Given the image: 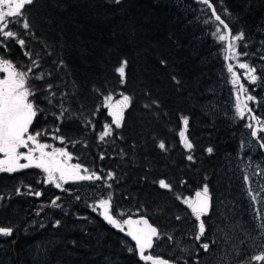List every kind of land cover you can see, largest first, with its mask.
Masks as SVG:
<instances>
[{"label":"trees","instance_id":"1","mask_svg":"<svg viewBox=\"0 0 264 264\" xmlns=\"http://www.w3.org/2000/svg\"><path fill=\"white\" fill-rule=\"evenodd\" d=\"M212 2L220 12L219 0ZM223 5L232 13L230 19L221 15L233 33L243 30L247 37V47L241 41L238 50L249 55L240 61L254 66L264 56L260 43L264 33L258 31L264 28V0H251L250 5L249 0H223ZM30 8L29 20L37 39L25 37L28 48L34 57L39 53L36 58L43 70L53 72L51 81L61 84L57 93L69 94L65 107L76 114L61 125L51 114H58L60 108L38 96L46 112L34 120L33 128L53 130L60 126L59 135L79 141L74 147L61 144L73 160L79 157L81 164L102 175L115 173L114 180L98 181L103 197L111 193L116 211L143 215L161 232L173 236V241L166 236L158 241L153 249L156 255L176 264H196L197 259L201 264H212L215 255L210 257L200 250L197 256L199 246L191 237L194 217L190 209L172 192L153 183L172 181L183 197H193L207 183L214 214L205 217L206 221L223 223L219 217L223 212L233 222L251 226L239 177V169L246 168L241 159L245 120L234 118L236 96L226 74L225 54L222 57L219 44L209 35L215 25L203 23L210 11L196 0H122L119 5L112 0H36ZM16 28L23 31L18 25ZM9 48L13 60L25 66L30 63L19 45L10 42ZM61 58L67 68L57 72L51 61ZM122 59L129 61L124 85L114 71ZM161 59L167 64L161 65ZM73 81L79 88L75 96L71 95L76 91ZM93 86L100 92H94ZM108 93L115 99L123 93L134 100L125 111L124 126L101 142L98 135L112 118L106 108L95 115L93 112ZM149 98L159 107L145 109ZM260 101H264L262 96H258L255 114L264 118V103ZM182 115L189 118L186 134L194 144V163L186 159L188 151L178 135L183 128ZM88 120L94 128L87 125ZM161 140L168 151L159 149ZM208 147L214 149L211 155L206 152ZM29 185L16 175H0V226L15 229L10 237L0 236V264H140L134 251H128L132 246L121 232L91 211V195L77 194V200L64 192L70 208H48L42 204L57 191L50 185L40 199L17 192ZM176 215L184 219L177 221ZM214 231V227L208 229L209 238ZM237 236L244 239L242 232Z\"/></svg>","mask_w":264,"mask_h":264},{"label":"snow or ice","instance_id":"2","mask_svg":"<svg viewBox=\"0 0 264 264\" xmlns=\"http://www.w3.org/2000/svg\"><path fill=\"white\" fill-rule=\"evenodd\" d=\"M112 2L119 5L122 0H112ZM196 2L205 5L210 11V15L203 23L205 25H215L209 35L221 45L225 60H238L242 56L247 57L248 52L238 50L241 41L245 42L243 47H247L246 34L243 30L233 33L227 20L222 18L221 13L229 19L232 17L229 9L223 5V0H219L220 12L217 11V7L212 0H196ZM35 3L36 0H0V49L3 50L0 51V74H3L0 76V156H2L0 158V173L11 174L29 168L39 169L45 174L44 183L52 184L63 191H70L63 187L64 184L70 181H90L93 183L104 181L107 183V181L115 179V173L109 171L106 175H102L96 170L81 164L79 157L75 158L77 162L72 163L74 157L66 146L55 147L52 144L42 142V137L50 135L52 139L59 140L62 145L71 143L74 147L76 143H79V141H71L67 137L59 135L60 126L53 130L41 129L36 131L33 129L30 131L33 128L34 120L46 112L45 108L41 107L38 102V96L42 97L48 105L60 108L58 114L55 112L51 114L61 125L65 120L71 121L76 116L64 104L69 94L65 92L57 93L56 89H59L61 84L51 81L50 78L54 75L53 72L43 70L41 60L36 58L39 57V53H36L34 57L33 52L28 48V41L25 37L31 36L33 39H37L33 25L29 20L30 6ZM250 4L251 0H249ZM17 25L19 29L23 30L22 32L17 30ZM258 31L264 33V28H259ZM10 42L19 45L23 55L28 57L30 61L28 65L25 66L11 58L9 54L11 51L9 48ZM260 43L264 45V40H261ZM47 54L50 56L52 53L48 52ZM260 59L264 60V56H261ZM51 63L57 66V72L60 68H67L63 58L59 61L52 60ZM128 64L127 59H122L119 66L114 69L119 76L121 85L127 82L126 69ZM160 64L166 65L167 61L161 59ZM238 67L246 70V78L253 84L264 80V69L257 75V68L247 62H240ZM37 69L41 70L36 71ZM227 71L231 74V83L238 93L235 100L234 118L245 120V126L251 129V136L258 138L261 141L259 147L264 148V118L258 117L255 114V109L247 103V101H255L256 97L249 94L244 84L240 83V76L234 71V66L231 63L227 65ZM173 80L180 84L176 77H173ZM35 82L42 83L37 84ZM73 85L76 86L75 81H73ZM92 90L97 93L100 92V89L95 86ZM78 91L79 88L76 86V91L71 95L75 96ZM240 93L245 94V101L240 100ZM133 100L132 96L123 93L120 94L119 99H115L112 93L103 96L101 105L97 107L93 115L99 112L101 108H106L112 119L110 123L104 124L103 130L98 135L99 141L104 142L106 138L115 134L116 129H121L124 126L125 111L130 109ZM259 103H264V101ZM154 105L159 107L155 99L149 98V101L145 102L143 107L151 110ZM154 114L158 115V113ZM180 120L183 128L178 132V135L184 149L188 151L186 159L194 163L195 156L192 154L194 144L186 134L189 118L182 115ZM248 120L254 121L255 125H260V127L248 123ZM87 125L94 128L91 120L87 121ZM85 147H87L86 144ZM158 147L162 151H168L163 140L159 142ZM206 152L211 155L214 149L208 147ZM99 158L103 160L105 158L104 154L101 153ZM259 175L264 178V169L260 171ZM244 180L247 183L250 177L245 175ZM153 183L157 184L162 190L172 192L176 200L190 209L191 215L194 217V231L191 237L199 246L197 256L199 251L203 250L210 257L215 255V264H264V185L258 191L250 185L247 188L249 200L253 203L251 217L253 223L249 226L243 221L233 222L223 212L219 213L223 223H215L204 219L214 214L212 212V195L207 183L195 192L194 197H183L177 193L172 181L159 179L153 181ZM180 184L184 185L186 181H180ZM107 187L111 188L112 185L107 184ZM17 192H19V189H17ZM31 194L39 197L41 192L35 191ZM0 199H3V197H0ZM59 199L60 197H56L51 202V206L59 207L57 204ZM76 199L79 200L80 197L76 196ZM257 202L260 204L259 209L254 206ZM115 207L112 194L108 193L106 197L99 199L98 202L92 205V210L98 212L104 221L118 231L125 233L135 242V249L129 247V252L135 250L139 259L144 261L145 264H176L175 260L165 259L156 255L153 251L161 238L166 236L168 241H173L172 235L161 232L157 226L149 223V219L143 215H139L138 218L134 219L132 214L116 211ZM139 212L140 209H137V213ZM175 219L180 221L184 217L176 215ZM59 223V221L56 222L57 225ZM211 227H214L215 231L212 233V238H209L207 232ZM14 230L13 226H0V236L10 237L13 235ZM238 232L243 233L244 239H239ZM177 247H180L179 243H177ZM245 249L249 251L246 252ZM181 250L188 251L187 248ZM185 264H187V261H185ZM196 264H201V261L197 259Z\"/></svg>","mask_w":264,"mask_h":264},{"label":"rangeland","instance_id":"3","mask_svg":"<svg viewBox=\"0 0 264 264\" xmlns=\"http://www.w3.org/2000/svg\"><path fill=\"white\" fill-rule=\"evenodd\" d=\"M219 48L222 52L221 55L223 57L224 52L222 51L220 44H219ZM240 62H243V61H240V58L238 60L237 59L227 60V64L231 63L234 66V71H236L237 74L240 76V79H241L240 83L244 84V86L248 89L249 94H252L253 96L256 97L255 101H247V103L249 105H251L252 108H254L256 111V105L258 104V102H257L258 96H262V98H264V86H262V84H264V80L258 81L256 84H253L250 80H248L246 78V75H245L246 70L240 69L238 67V64ZM254 66L257 68V75H259L260 71L262 69H264V60L259 59L258 61H256ZM240 73H241V75H240ZM226 74H227V77L229 78L230 83H231V74L228 73L227 70H226ZM244 79H245V81H244ZM247 86H249V87H247ZM234 92H235V96H237L238 93H237L235 87H234ZM239 95H240V100L242 98L243 101H245V94L240 93ZM247 122L253 123L255 127H260V125H255L254 121L248 120ZM245 123H246V121H245ZM243 133H244V135H243L244 138L242 141V150L244 151V155L242 156L241 159H243V162L245 163L246 168H245V170L243 169L244 172H243V170L239 169L240 170V176L239 177H241L240 189L242 192V196L244 198V203L248 209V213H249L250 218H251L252 213H253V203L250 202V200H249V194H248L247 188L250 185L253 189H256L258 191L259 188L262 185H264V178H262L259 175L260 171L262 169H264V148L259 147L258 143L260 144L261 141L258 140V138H254L255 140H253V137L251 136V129L247 128L245 125H244V132ZM47 137L49 138V144H52L55 147H62L59 140L52 139L50 136H47ZM72 162L75 163L77 161L73 160ZM245 175L250 177V180L247 183L244 180ZM49 185H51V187H53L57 191V195L54 196L51 200H49L48 208H58V209H63V210L69 209L70 204H69V201H67V199L64 198V196H65L64 192L68 193L70 196H77V194L81 195V194H85L84 192H86V195H91V198L93 199L92 205L95 204L96 202H98L99 199L103 198L101 187H100V184L98 182L93 183L90 181H82V182H71L70 181L69 183L64 184V186H63L65 189H69L70 191H63L61 189H57L52 184H49ZM56 197H60V199L57 201V204L59 205V207L51 206V202L53 200H55ZM92 205H91V211H93ZM254 206L256 209L260 208V204L258 202L255 203ZM94 213H96L99 217L102 218V216L98 212H94ZM102 220H103V218H102ZM252 223H253V221H252ZM252 223H250V224H252ZM109 226L111 228L115 229L113 226H111V225H109ZM115 230H117V229H115ZM243 237H244V235H243ZM241 247H243V246H241ZM212 264H215V260L212 262Z\"/></svg>","mask_w":264,"mask_h":264},{"label":"flooded vegetation","instance_id":"4","mask_svg":"<svg viewBox=\"0 0 264 264\" xmlns=\"http://www.w3.org/2000/svg\"><path fill=\"white\" fill-rule=\"evenodd\" d=\"M3 74H0L2 76ZM34 128L30 129L32 131ZM35 130V129H34ZM42 142L49 143V138L47 136L42 137ZM2 158V156H0ZM23 162V161H22ZM73 163V162H72ZM0 175H16L18 179H22L23 182H29L30 187L23 186L19 191H23L26 193H32L35 191L41 192V195L39 197L33 195L35 199H40L43 198V194L45 193V190L50 186L48 183H44L43 181L45 180V174L42 173L41 170L35 169V168H29V169H24L20 170L15 173H0ZM48 203L42 204L43 207H45ZM42 207V209H43Z\"/></svg>","mask_w":264,"mask_h":264},{"label":"water","instance_id":"5","mask_svg":"<svg viewBox=\"0 0 264 264\" xmlns=\"http://www.w3.org/2000/svg\"><path fill=\"white\" fill-rule=\"evenodd\" d=\"M224 62H225V66H226V69H227V60H224ZM241 101H243V99L241 98ZM253 140H255L254 139V137H253ZM258 145H259V143H258ZM195 196V193H194V195H193V197ZM133 218L135 219V218H138V216H133ZM121 235H122V237L125 239V240H127L128 241V243L135 249V242L133 241V240H131V238L130 237H128L125 233H123V232H121ZM134 253L136 254V257H137V260H138V262L140 263V264H145V262L144 261H141L140 259H139V257H138V255H137V252L134 250Z\"/></svg>","mask_w":264,"mask_h":264}]
</instances>
